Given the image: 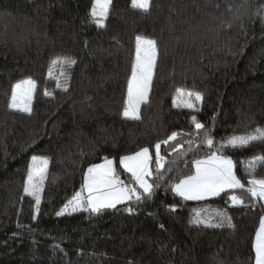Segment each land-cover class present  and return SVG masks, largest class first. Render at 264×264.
<instances>
[{
	"label": "trees",
	"instance_id": "obj_1",
	"mask_svg": "<svg viewBox=\"0 0 264 264\" xmlns=\"http://www.w3.org/2000/svg\"><path fill=\"white\" fill-rule=\"evenodd\" d=\"M92 7L93 0H0V264H254L259 200L244 189L186 200L173 186L195 173L193 161L220 155L229 138L264 128V0H150L147 11L111 0L102 27ZM138 35L156 42V60L133 119L123 110ZM57 57L75 63L53 65ZM25 79L35 82L31 112L9 107L14 84ZM177 89L201 93L199 108L175 105ZM173 132L157 171L155 145ZM142 147L150 196L56 215L82 191L89 166L105 158L142 193L119 164ZM223 155L246 189L264 142ZM32 156L49 159L39 212L24 193ZM254 176L264 178V160ZM233 194L244 204L233 205ZM219 210L231 226H214Z\"/></svg>",
	"mask_w": 264,
	"mask_h": 264
},
{
	"label": "snow or ice",
	"instance_id": "obj_2",
	"mask_svg": "<svg viewBox=\"0 0 264 264\" xmlns=\"http://www.w3.org/2000/svg\"><path fill=\"white\" fill-rule=\"evenodd\" d=\"M110 2L111 0H93V7L90 15L92 22L99 27L104 26V20L107 18ZM131 3L133 7L144 11H147L150 7V0H131ZM234 15L236 18H239L238 10ZM136 44L137 60L136 63L133 64L132 79L129 80V100L125 102L123 110L124 117L133 119H139V105L147 99L156 55V42L154 40L145 39L138 35L136 37ZM142 51L147 54L144 58L141 57ZM74 63L75 60L70 57H57L52 61L53 65H71ZM133 82H135L136 85L135 97L133 96ZM22 85H27L28 87L23 92V96L27 98V102L21 107L20 100L23 97H21L18 90L22 88ZM57 86H60L59 83ZM34 87L35 82L31 79L14 85L9 107L31 112L30 101ZM177 92L183 93L184 90L177 89ZM45 95H51V93L46 91ZM187 95L190 98L194 97L197 102L202 99V95L199 92H188ZM187 106L194 108L195 104L189 103ZM193 122L198 131L204 128V125L196 122L195 117H193ZM177 135V132H173L166 140L157 142L155 145L157 171L163 166L161 164L163 157L160 155L161 144H168L169 141H174ZM257 141L264 142V128H256L245 135L229 138L225 143L219 146L218 151L221 153L220 155L213 152L207 160L193 161L195 173L181 179L179 183L173 186V191L186 200H200L206 196H218L221 192H224L225 189H244L250 194L253 201H264V178L257 179L254 176L256 163L264 160V157H255L249 162V168L253 169V172L249 173L251 178L248 180V187L245 189V185L242 184L241 180L233 173V161L230 157L223 155L225 148L245 147ZM188 143L191 144L192 141H188ZM204 143L209 146L214 144L213 139L208 133H205ZM181 147L182 146L177 143L173 151L180 150ZM149 159L148 147H142L135 153L123 155L119 159L120 166H122L126 172L131 173L136 185L143 190L142 193L138 192L135 187L125 185L113 166V160L105 158L104 163L89 166L84 176L82 191L76 192L56 215H63L69 208H71L72 212L90 210L91 213H98L106 208H115L117 204L124 201H131L133 198L139 201L144 195L150 196L154 185L149 183L146 179L152 175V172L149 170ZM47 164L48 159L46 157L33 156L32 163H30L28 167L27 176L24 180V193L35 198L37 212H39L40 191L43 181L46 178L45 173ZM160 178H162V176ZM83 191L87 192L86 197L82 195ZM230 199L233 205L244 204V200L235 194H233ZM127 210L132 211L131 208ZM197 215H199V213H197ZM217 216L219 218V223L214 226L219 227L224 223H228L229 226H231V217L228 216L225 211L219 210ZM35 219L36 216L34 215L33 220ZM194 222L211 224L210 220L201 221L197 219ZM253 250L255 252L254 264H264V215L260 217L259 226L255 232Z\"/></svg>",
	"mask_w": 264,
	"mask_h": 264
},
{
	"label": "rangeland",
	"instance_id": "obj_3",
	"mask_svg": "<svg viewBox=\"0 0 264 264\" xmlns=\"http://www.w3.org/2000/svg\"><path fill=\"white\" fill-rule=\"evenodd\" d=\"M110 5V4H109ZM131 5H132V3H131ZM108 9H109V6H108ZM137 9H139V8H137ZM105 21V20H104ZM145 38V37H144ZM145 39H149V38H145ZM149 40H152V39H149ZM135 44H136V40H135ZM136 50H137V44H136ZM135 50V55H134V58H133V64L134 63H136V60H137V51ZM146 53L144 52V51H142L141 52V57L142 58H144V57H146ZM155 60H156V55H155ZM133 64H132V68H133ZM155 65V64H154ZM153 70H154V67H153V69H152V75H153ZM130 79H132V70H131V74H130V78H129V80ZM26 80H29V79H25V80H22V81H19V82H17V83H15L14 85H16V84H18V83H20V82H23V81H26ZM33 81V80H32ZM27 85H22V88L20 89V90H18V92H19V94L21 95V97H23L21 100H20V103H21V107L24 105V103L25 102H27V98L26 97H24L23 96V92H24V90L25 89H27ZM149 90H150V88H149ZM149 90H148V93H149ZM34 91H35V87H34V90L32 91V95H31V101H30V107H31V103H32V100H33V95H34ZM135 91H136V85H135V82H133V96L135 97ZM187 93L188 92H183V93H178V95H177V97L174 99V102H175V105H181V106H184V107H187V108H191V109H198L199 108V104H200V102H201V100L200 101H195V99H194V97H189L188 95H187ZM148 96V95H147ZM127 100H129V82H128V88H127V95H126V101ZM11 101V100H10ZM143 102H141L140 103V105H139V109H140V106H141V104H142ZM189 103H194L195 104V107L194 108H192V107H188L187 105L189 104ZM12 109H14V108H12ZM139 109H138V115H139ZM14 110H18V111H21L19 108H15ZM22 112H25V111H22ZM130 118V117H129ZM33 157V156H32ZM32 157L30 158V160H29V165H30V163H32ZM36 157H41V156H36ZM48 159V158H47ZM208 159V158H207ZM207 159H203V160H207ZM102 163H104V161L103 162H100V163H97V164H102ZM149 163H150V159H149ZM161 163H162V161H161ZM48 166H49V159H48V164H47V166H46V173H45V177L47 176V170H48ZM113 166L115 167V165H114V162H113ZM149 170H150V165H149ZM233 173L235 174V172H234V165H233ZM131 174V173H130ZM236 175V174H235ZM46 179V178H45ZM45 179H44V181H45ZM121 179V178H120ZM147 180H148V177L146 178ZM122 180V179H121ZM44 181H43V184H42V186H41V191H40V203H41V199H42V192H43V185H44ZM123 181V180H122ZM124 182V181H123ZM148 182H149V180H148ZM124 184L125 185H128V186H130V187H134L133 185H131L130 183H126V182H124ZM225 190H227V189H225ZM79 192V191H78ZM82 195L84 196V197H86L87 196V192L86 191H83L82 192ZM209 197H214V196H206V197H204L203 199H205V198H209ZM35 199V198H34ZM125 202V201H124ZM261 203H262V205L264 206V201H260ZM123 203V202H122ZM39 206H40V204H39ZM64 206H62L61 208H63ZM35 208H36V201H35ZM61 208L58 210V211H60L61 210ZM57 211V212H58ZM80 211H83V210H80ZM80 211H76V212H72L71 211V208H69L68 209V211H66L64 214H72V213H77V212H80ZM63 214V215H64ZM264 215V214H263Z\"/></svg>",
	"mask_w": 264,
	"mask_h": 264
}]
</instances>
